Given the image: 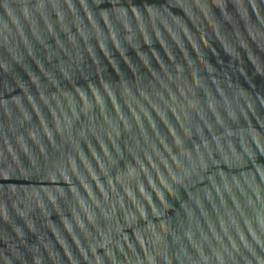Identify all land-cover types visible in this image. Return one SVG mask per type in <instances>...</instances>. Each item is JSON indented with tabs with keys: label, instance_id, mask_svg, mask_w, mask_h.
Segmentation results:
<instances>
[{
	"label": "water",
	"instance_id": "1",
	"mask_svg": "<svg viewBox=\"0 0 264 264\" xmlns=\"http://www.w3.org/2000/svg\"><path fill=\"white\" fill-rule=\"evenodd\" d=\"M0 264H264V0H0Z\"/></svg>",
	"mask_w": 264,
	"mask_h": 264
}]
</instances>
